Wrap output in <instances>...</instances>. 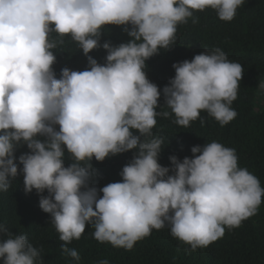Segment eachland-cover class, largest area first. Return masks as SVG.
Here are the masks:
<instances>
[{"label":"clouds","instance_id":"1","mask_svg":"<svg viewBox=\"0 0 264 264\" xmlns=\"http://www.w3.org/2000/svg\"><path fill=\"white\" fill-rule=\"evenodd\" d=\"M244 2L0 0V191L22 172L25 193L35 189L39 195L64 254L80 260L67 245L81 237L86 224L94 226L97 241L126 250L152 229L169 226L195 250L222 237L225 226L238 227L256 214L264 188L238 166L235 149L216 141L196 145L192 157L171 155L170 168L159 163L164 141L152 131L157 116L174 115L173 123L186 128L201 110L221 126L228 124L237 116L231 105L242 65L230 62L220 48L173 63L175 75L162 89L171 112L157 111L161 90L145 71L149 58L175 45L178 25L189 18L199 22L195 11L210 8L231 21ZM106 25L124 26L130 39L101 44ZM65 36L77 43L88 67H64L57 78L53 50ZM101 47L104 64L88 55ZM22 145L29 151L17 157ZM129 150L136 151L121 181L99 189L91 185L93 157L103 161ZM0 237L2 264H42L41 249L27 234L0 224Z\"/></svg>","mask_w":264,"mask_h":264},{"label":"trees","instance_id":"2","mask_svg":"<svg viewBox=\"0 0 264 264\" xmlns=\"http://www.w3.org/2000/svg\"><path fill=\"white\" fill-rule=\"evenodd\" d=\"M194 17L199 18L198 23L194 24L189 18L186 24L178 25L175 45L168 50L161 49L146 61L148 78L161 90L157 111L171 112L164 104L162 89L175 75L173 63L191 60L195 54L220 48L230 62L240 63L244 70L238 82L237 98L231 105L237 116L221 126L201 110L200 117L186 128L173 123L174 115L169 118L157 116L153 135L164 141L159 163L171 168V155L180 160L185 156L192 157L193 146L216 141L235 149L238 166L256 176L264 188V0H245L231 21L219 19L216 11L210 8L195 11ZM123 27L104 26L101 44L104 41L113 45L127 42L130 37ZM52 36L55 38L57 34ZM53 51L56 55L53 69L57 78L64 67L78 71L88 67L87 57L70 36H65L64 44ZM88 55L100 64L105 63L106 50L102 47ZM27 151V146L22 145L15 155L18 157ZM135 151L110 155L103 161L93 157L91 163L95 174L91 185L99 189L110 182L121 181L120 172ZM65 159L67 166L71 162L67 151ZM47 194L45 190L43 195ZM0 224H5L14 234H27L29 242L41 249L42 264H96L104 258L110 264H264V196L256 214L242 220L238 227L225 226L222 237L195 250L174 237L169 226L152 229L148 236L135 242L132 249L126 250L97 241L93 236L94 226L86 224L81 237L67 245L79 252L80 260L76 261L63 253L61 245L64 242L59 239L60 234L52 224L50 214L40 209L35 189L25 193L23 173L20 172L7 191H0Z\"/></svg>","mask_w":264,"mask_h":264}]
</instances>
